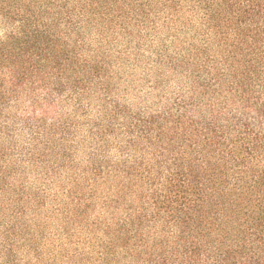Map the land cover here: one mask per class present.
I'll list each match as a JSON object with an SVG mask.
<instances>
[{"label":"trees","instance_id":"trees-1","mask_svg":"<svg viewBox=\"0 0 264 264\" xmlns=\"http://www.w3.org/2000/svg\"><path fill=\"white\" fill-rule=\"evenodd\" d=\"M0 264H264V0H0Z\"/></svg>","mask_w":264,"mask_h":264},{"label":"rangeland","instance_id":"rangeland-1","mask_svg":"<svg viewBox=\"0 0 264 264\" xmlns=\"http://www.w3.org/2000/svg\"><path fill=\"white\" fill-rule=\"evenodd\" d=\"M7 26L0 27V40H2L7 34Z\"/></svg>","mask_w":264,"mask_h":264}]
</instances>
